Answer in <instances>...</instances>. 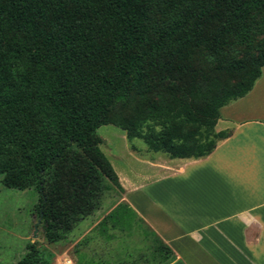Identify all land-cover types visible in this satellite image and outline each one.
Instances as JSON below:
<instances>
[{
	"label": "trees",
	"instance_id": "16d2710c",
	"mask_svg": "<svg viewBox=\"0 0 264 264\" xmlns=\"http://www.w3.org/2000/svg\"><path fill=\"white\" fill-rule=\"evenodd\" d=\"M263 66L264 0H0L2 183L35 189L45 241H63L122 190L99 126L206 156L229 134L215 131L220 108ZM53 260L29 241L8 264Z\"/></svg>",
	"mask_w": 264,
	"mask_h": 264
},
{
	"label": "crops",
	"instance_id": "0c3cea01",
	"mask_svg": "<svg viewBox=\"0 0 264 264\" xmlns=\"http://www.w3.org/2000/svg\"><path fill=\"white\" fill-rule=\"evenodd\" d=\"M214 128L229 134L199 158L128 139L102 151L122 190L107 191L65 240L40 242L52 264H264V66Z\"/></svg>",
	"mask_w": 264,
	"mask_h": 264
},
{
	"label": "rangeland",
	"instance_id": "374dc122",
	"mask_svg": "<svg viewBox=\"0 0 264 264\" xmlns=\"http://www.w3.org/2000/svg\"><path fill=\"white\" fill-rule=\"evenodd\" d=\"M96 133L103 139L100 147L108 156L116 153L117 146L128 142L124 131L112 124L99 126ZM132 142L145 144L141 139H133ZM38 200L35 189H9L3 185L0 176V264L16 263L24 256L26 244L33 238L29 235L34 233L33 225L39 218L34 210ZM33 239L39 244L44 239L40 224L37 226V236Z\"/></svg>",
	"mask_w": 264,
	"mask_h": 264
},
{
	"label": "water",
	"instance_id": "95a60500",
	"mask_svg": "<svg viewBox=\"0 0 264 264\" xmlns=\"http://www.w3.org/2000/svg\"><path fill=\"white\" fill-rule=\"evenodd\" d=\"M41 220H42V214L39 216L37 222L34 224V233H33V236L34 237L37 236V226H38V224L41 223Z\"/></svg>",
	"mask_w": 264,
	"mask_h": 264
},
{
	"label": "built area",
	"instance_id": "2783aa9c",
	"mask_svg": "<svg viewBox=\"0 0 264 264\" xmlns=\"http://www.w3.org/2000/svg\"><path fill=\"white\" fill-rule=\"evenodd\" d=\"M60 264H69V261L67 259H64Z\"/></svg>",
	"mask_w": 264,
	"mask_h": 264
}]
</instances>
